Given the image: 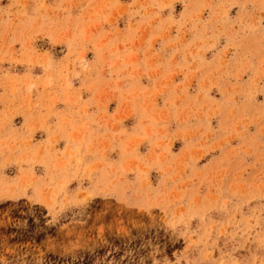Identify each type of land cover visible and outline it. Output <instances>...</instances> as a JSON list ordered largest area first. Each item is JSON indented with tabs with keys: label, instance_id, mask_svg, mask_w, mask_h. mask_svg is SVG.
I'll return each mask as SVG.
<instances>
[{
	"label": "rangeland",
	"instance_id": "1",
	"mask_svg": "<svg viewBox=\"0 0 264 264\" xmlns=\"http://www.w3.org/2000/svg\"><path fill=\"white\" fill-rule=\"evenodd\" d=\"M0 264H264V0H0Z\"/></svg>",
	"mask_w": 264,
	"mask_h": 264
}]
</instances>
